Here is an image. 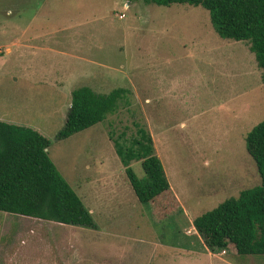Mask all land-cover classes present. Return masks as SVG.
<instances>
[{
  "label": "rangeland",
  "instance_id": "374dc122",
  "mask_svg": "<svg viewBox=\"0 0 264 264\" xmlns=\"http://www.w3.org/2000/svg\"><path fill=\"white\" fill-rule=\"evenodd\" d=\"M262 72L249 44L219 37L202 6L0 0V118L41 130L96 224L0 211V264H264L231 246L211 252L193 226L261 183L245 136L264 119ZM81 86L128 94L104 121L56 140ZM135 123L180 203L163 221L138 202L111 138L130 137ZM131 167L144 176L139 161Z\"/></svg>",
  "mask_w": 264,
  "mask_h": 264
},
{
  "label": "trees",
  "instance_id": "16d2710c",
  "mask_svg": "<svg viewBox=\"0 0 264 264\" xmlns=\"http://www.w3.org/2000/svg\"><path fill=\"white\" fill-rule=\"evenodd\" d=\"M160 6L189 4L209 11L214 31L223 39L246 41L264 84V0H144ZM128 94L125 88L98 93L88 86L71 92L70 107L56 140H63L105 120ZM135 132L114 138L115 150L140 204L152 208L160 221L181 208L155 153L148 129L135 123ZM261 183L243 189L193 221L197 234L211 252L231 246L239 255L264 256V119L245 136ZM50 140L35 127L0 119V211L61 225L95 228L94 218L77 192L51 160ZM139 161L138 177L131 163Z\"/></svg>",
  "mask_w": 264,
  "mask_h": 264
},
{
  "label": "crops",
  "instance_id": "0c3cea01",
  "mask_svg": "<svg viewBox=\"0 0 264 264\" xmlns=\"http://www.w3.org/2000/svg\"><path fill=\"white\" fill-rule=\"evenodd\" d=\"M1 120H4V119H2V118H0ZM6 121V120H5ZM10 122V121H9ZM38 129V128H37ZM38 130H40V129H38ZM41 131V130H40ZM6 215L8 214V213H5ZM92 214V213H91ZM9 215H12V214H9ZM12 216H17V215H12ZM17 217H24V218H32V217H26V216H17ZM32 219H36V218H32ZM114 246V249H119V248H115L116 246L115 245H113ZM117 247H119V246H117Z\"/></svg>",
  "mask_w": 264,
  "mask_h": 264
}]
</instances>
